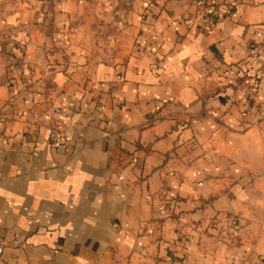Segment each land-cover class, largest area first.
Wrapping results in <instances>:
<instances>
[{
  "label": "crops",
  "instance_id": "obj_1",
  "mask_svg": "<svg viewBox=\"0 0 264 264\" xmlns=\"http://www.w3.org/2000/svg\"><path fill=\"white\" fill-rule=\"evenodd\" d=\"M207 1L0 0V264L264 255V0Z\"/></svg>",
  "mask_w": 264,
  "mask_h": 264
},
{
  "label": "trees",
  "instance_id": "obj_2",
  "mask_svg": "<svg viewBox=\"0 0 264 264\" xmlns=\"http://www.w3.org/2000/svg\"><path fill=\"white\" fill-rule=\"evenodd\" d=\"M198 1H199V2L201 3V5H203V6L216 7V6L214 5V3H208L207 0H198ZM227 2H229V0H223V1H222L223 4H224V3H227ZM220 4H221V2H220ZM217 5H218V4H217ZM229 11H231V10L226 9V13H228ZM263 63H264V60L261 61V63H260L259 66H256V67L251 66V67H252V70H254V73H257L258 71H260L261 68H263ZM247 71H248V70H243L242 76H240V77H241V78H242V77H246V76L248 75Z\"/></svg>",
  "mask_w": 264,
  "mask_h": 264
},
{
  "label": "rangeland",
  "instance_id": "obj_3",
  "mask_svg": "<svg viewBox=\"0 0 264 264\" xmlns=\"http://www.w3.org/2000/svg\"><path fill=\"white\" fill-rule=\"evenodd\" d=\"M231 5L232 4V9H233V3L232 2H230V0H229V2H227V3H224V5H225V8L226 9H229L228 8V5ZM216 9V8H215ZM232 9H230V10H232ZM225 233H227V232H225ZM243 264H264V255L262 254V255H260V256H258L256 259H253V260H245L244 262H243Z\"/></svg>",
  "mask_w": 264,
  "mask_h": 264
},
{
  "label": "built area",
  "instance_id": "obj_4",
  "mask_svg": "<svg viewBox=\"0 0 264 264\" xmlns=\"http://www.w3.org/2000/svg\"><path fill=\"white\" fill-rule=\"evenodd\" d=\"M228 8H229V10L232 9V4L231 5L229 4L228 5ZM54 112L58 116L61 114V112H60L59 109H55ZM263 113H264V111H263ZM55 134H56V137H60L61 136V133L60 132H56Z\"/></svg>",
  "mask_w": 264,
  "mask_h": 264
}]
</instances>
